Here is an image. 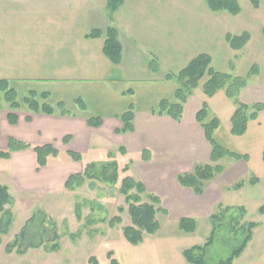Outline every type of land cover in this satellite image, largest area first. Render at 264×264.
Returning a JSON list of instances; mask_svg holds the SVG:
<instances>
[{"label":"crops","instance_id":"crops-1","mask_svg":"<svg viewBox=\"0 0 264 264\" xmlns=\"http://www.w3.org/2000/svg\"><path fill=\"white\" fill-rule=\"evenodd\" d=\"M107 1L0 0V80L9 81L22 105L15 111L7 104L0 109V150L7 149L13 137L26 143L53 144L61 152L57 161L40 170L32 148L12 152L10 159H2L9 167V180L0 183L9 188L11 182L20 192L40 196L63 195L68 191V178L84 169L83 161H69L66 152L97 160L111 150L105 144L115 142L127 151L122 156L129 164L127 172L140 164L137 180L148 193L161 198L169 217L210 219L219 205L244 207L231 197L251 185L252 176L259 182L251 186L264 188V109L240 136L231 132L236 106L223 90L207 96L202 85L196 88L185 102L180 120L151 110L163 99L174 98L177 83L167 76L177 74L201 54L211 56L216 70H233L237 76L248 75L257 65L259 72L249 78L240 100L264 105V0L258 8L244 0L250 9L247 16L244 8L238 15L214 12L206 0H124L118 11L109 15ZM179 21L186 22L184 49L178 46ZM111 26L118 30L123 47L118 65L105 55L104 37L89 36L94 29L104 31ZM245 32L250 34L249 42L242 50H234L228 35ZM233 57L244 60V67L240 68V63L232 67ZM30 93L36 94L40 105L54 107V113L31 111L24 105ZM204 104L209 118L220 121L217 140L246 159H221L222 174L208 183L202 195H196L179 183L178 175L192 172L196 164L211 163L212 147L197 119ZM130 105L135 111V130L118 133L124 127L120 116ZM10 114L15 116L14 122ZM93 117L102 119L99 127L90 126L88 120ZM67 137L69 142H65ZM143 150L150 152L149 160L142 158ZM131 152L137 154V160L129 158ZM96 154L97 158L92 157ZM240 180L246 181L244 187L232 189ZM88 182L91 180L84 185ZM259 219L251 241L235 260L258 250L261 255L244 264H264V236L253 249L255 234L264 226V213L260 212ZM183 250L167 241L158 242L143 250L135 262L130 256L118 260L120 264H189Z\"/></svg>","mask_w":264,"mask_h":264},{"label":"trees","instance_id":"trees-1","mask_svg":"<svg viewBox=\"0 0 264 264\" xmlns=\"http://www.w3.org/2000/svg\"><path fill=\"white\" fill-rule=\"evenodd\" d=\"M249 1L254 8L260 6L261 0ZM123 2L124 0H108L106 5L108 14L113 15L123 5ZM206 2L210 10L214 12L225 11L232 15H238L242 12V6L239 0H206ZM89 36L104 37V53L107 58L115 65L122 62L123 47L118 38V30L115 27H108L104 31L94 29ZM227 39L234 50L240 51L249 42L250 34L245 32L240 35H228ZM258 72L259 68L257 65H254L246 76H237L230 72L218 71L212 66L211 56L208 54H201L192 59L189 64L177 74H169L167 76V79L174 80L177 83L174 98L171 100L163 99L158 106L151 111L154 114L169 115L173 119L180 120L183 115L184 104L194 93L196 88L202 85L207 96H213L218 91L223 90L236 106V110L232 117L231 132L235 136L243 135L247 131L249 121L256 119L260 111L264 109V105L261 103L248 105L240 100L241 90L247 86L249 78L258 74ZM204 78H206V80L201 84ZM35 95L34 93H30L26 96L24 98V105L34 112L53 114L55 111L54 107L48 104L40 105ZM6 104L12 111L19 110L22 106L18 100V93L10 86L9 81L0 80V109ZM59 107L64 114L67 113L62 104H60ZM120 119L123 121L124 127L119 130L118 133L132 132L135 130V111L132 105L120 116ZM197 119L201 123L206 138L212 147L211 163L196 164L192 172L180 173L178 175V181L182 186L191 188L196 195H202L208 183L216 179L224 171V167L220 163L221 159L226 156L236 159H246V156L226 149L217 140L215 132L220 127V121L217 117L209 118V110L206 104H204L202 109L198 112ZM10 120L12 122L16 120L13 114H10ZM88 122L90 126L99 127L102 124V119L93 117L89 118ZM69 140L68 137L65 138V142H69ZM28 148H32L35 152L38 170L57 161L61 154L53 144L26 143L11 137L9 138L7 149L0 150V159L8 160L12 152ZM119 150L122 154L127 153L123 147H120ZM113 154L112 152H103V155L101 154V157L95 160L87 159L88 157L82 153L67 151V159L69 161H83L84 169L83 172L73 174L68 178L66 189L74 191L82 187L88 180H96L111 185L120 184L119 191L125 196V200L128 203V213L132 221L131 225L124 227L123 235L129 244L138 246L145 241L147 235L155 234L160 230V222L157 219V214L161 212L168 215V211L160 206L162 205V201L159 196L147 192L141 180H137L132 176H125L120 181L121 172H127L129 164H126L120 169L119 163L113 159V157H115ZM141 155L144 160L150 159V152L148 150H143ZM258 182L259 179L256 176H252L248 181L251 185H255ZM245 183V180L238 181L231 188L239 190L244 187ZM143 196H146L148 201L144 202ZM10 200L11 196L8 186L0 183V245L2 236L9 232L12 224V214L10 211L5 210V205L8 204ZM235 209L236 208L233 207L222 208V206L219 205L210 219L214 222L216 219H220L221 215H225L226 212ZM120 211L122 212L123 208H121ZM242 211V216H244V207H242ZM260 212L264 213V206L260 207ZM31 220L33 221L34 218ZM120 223H122V217L117 215L110 220L109 225L110 227H115ZM257 226L258 222L255 221L249 222L247 225H240L241 231L244 234L243 240L241 244L233 250L229 258L222 261L221 264H233L235 259L243 254L253 237V230ZM196 227L197 222L193 218L183 217L179 220V228L184 232H194ZM213 234L214 230L212 236L204 245H195L183 250V256L189 264H208L205 255L207 248L213 243ZM26 238L27 234L25 228L20 233L19 239H15L13 243L8 244L7 250L11 252L14 248L19 246V253H23L24 250H21L19 241L20 239L26 240ZM29 247L34 246L30 244L27 248ZM57 248L58 245L55 244L50 250H57ZM108 256L111 260L110 264H120L119 260L114 257L112 251L108 253ZM89 262L90 264H100L95 256H92Z\"/></svg>","mask_w":264,"mask_h":264},{"label":"rangeland","instance_id":"rangeland-1","mask_svg":"<svg viewBox=\"0 0 264 264\" xmlns=\"http://www.w3.org/2000/svg\"><path fill=\"white\" fill-rule=\"evenodd\" d=\"M239 2L245 9L247 16L250 9L246 4L251 5L250 1L248 0L246 4L244 0H239ZM185 23V21L178 22L177 32L180 39L178 46L180 49L186 47L182 43V36L187 30ZM243 62L244 60L240 61L238 57H233L231 66L237 67L240 63V68H243ZM153 63L157 65L159 62ZM232 71L230 72L233 73ZM205 80L206 78L201 81V84ZM111 143L105 144L111 149L107 153H114L113 159L119 163L120 169H122L127 162L125 163L123 154L119 150L120 145L117 146L115 142ZM115 148L117 149L114 150ZM92 157L97 158L98 154ZM129 158L137 160V154L131 152ZM88 159L92 158L89 157ZM130 159L128 160L130 161ZM3 162L0 159V180L5 181L9 180V167L7 163ZM140 171V164L135 163L129 172H121L120 181L125 176H132L137 179ZM8 185L11 200L5 205V210L11 212L12 224L9 232L2 236L0 264H90L89 259L92 256H95L100 264H110L111 260L108 256L110 251L114 253L115 258L118 259L120 256L122 262L128 260L129 256L130 261L135 262L137 256L143 255V250H149L153 244H158V242L167 241L169 244H175L178 251L179 248L186 249L194 245H204L212 236L213 230V243L207 248L205 259L208 264H221L222 261L229 258L233 250L243 240L244 234L240 225L258 222L260 220L259 209L264 206V188L248 185L242 192L231 197L237 205L246 208L248 211L246 216H242V207H233L236 209L226 212L214 222L201 216L196 219V230L190 233L179 228V218L176 216L169 217L159 212L157 219L160 222V230L155 234L147 235L145 241L138 248H135L127 242L123 235L124 227L131 225L132 221L128 213V203L125 196L119 191L120 184L111 185L92 180L79 189L68 190L63 195L50 197L20 192L11 182ZM143 201H148L146 196H143ZM160 206L164 208L163 205ZM121 208H123L122 212L120 211ZM117 215L122 217V223L110 227V220ZM32 218H34L33 221ZM25 228L27 238L19 241L20 248L24 252L19 253V246L9 252L7 250L8 244L19 239L20 233ZM263 232L264 226L255 234L253 249L257 248L258 240H262ZM30 244L34 247L27 248ZM55 244L58 245L57 250L51 251V247ZM126 247L134 248L129 250ZM261 253L262 251L256 250L255 252L253 250L247 257L243 255L242 258L235 261L237 264H244L251 259H257Z\"/></svg>","mask_w":264,"mask_h":264}]
</instances>
